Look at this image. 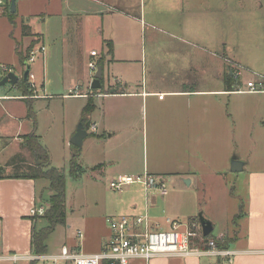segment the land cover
Returning a JSON list of instances; mask_svg holds the SVG:
<instances>
[{
  "label": "crops",
  "instance_id": "0c3cea01",
  "mask_svg": "<svg viewBox=\"0 0 264 264\" xmlns=\"http://www.w3.org/2000/svg\"><path fill=\"white\" fill-rule=\"evenodd\" d=\"M65 2L68 3V0ZM71 4L69 7L75 8L78 15L85 13L86 18L91 19L92 27L100 36L102 50L98 54L95 49H91L89 54L94 50L96 55L90 56L104 55L102 76L105 72L108 77L110 74L113 76V82L107 78V89L103 88V93L95 94L97 97L102 95V99L99 100V124L92 123L93 130L102 125L104 134L108 132L106 138H103V134H96L97 140L117 139L116 150L104 152V158L108 161L121 156L127 158L123 161L124 167L112 171L111 178L129 174L126 170H135L130 162L133 160L135 141L132 131L147 130L146 114L152 127L157 128L151 130L152 141L163 149L167 157L164 161L154 162L152 166L145 162L141 169L136 168L135 173L146 171L165 179L170 175L173 181L179 175L191 185L203 176L220 177L218 168L225 164H228L230 171L231 152H234L231 145L236 135L232 130H242L247 124L241 120L240 97L264 93L240 89L237 82L243 70L241 62L247 64L249 59L240 58V43H243L240 32L244 33L243 39L247 41V44H243H250L251 48L256 41V25L260 22L256 13L248 15V4L240 0H71ZM151 21L160 23L166 29L147 26ZM146 27L151 30L147 39ZM77 28L79 33L76 34L80 35V31L83 32L82 21L77 23L75 30ZM32 35H37L38 42L35 45L44 46L42 34L30 32L29 37ZM106 40L112 42L111 55L106 54ZM28 45L29 42L24 45V49ZM15 50L17 55L21 52L18 46ZM138 54L142 55L141 59H138ZM227 61L237 65L240 72L236 78L228 72L231 87L227 86L229 81L225 75ZM18 62L17 69L15 56L12 62L3 65L21 75L24 65L20 60ZM82 83L81 76H70L68 90L82 86ZM8 85L11 92L0 95V109L8 119L17 122L18 130L26 131L11 135L0 133V141L6 142L7 146L12 145V151L20 153L29 164L33 158L21 144L22 136L33 129L31 119L26 117L27 102L48 99L50 95L39 94L36 90V96L26 100V96L19 94L15 85ZM40 85L43 87L44 82ZM81 94L90 93L78 91L66 95L87 98ZM242 104H245L244 100ZM243 108L247 112L246 107ZM141 109L145 111V116L139 123L135 116ZM23 120L30 124L26 126ZM4 121L0 116V125ZM117 130L125 131L117 136ZM13 156L8 153L2 157L0 167L12 169L7 164ZM244 167L245 163L242 170ZM9 173H3L0 177L1 259L14 253L30 252L32 227L39 223L42 225L41 219L35 220L29 213L32 207L43 204L38 191L39 178L6 176ZM43 187L47 188L45 185ZM124 189L117 192L122 193ZM138 192L131 193L128 201L114 215L147 213L153 228L161 226L160 221L150 217L152 210L157 207V196H150L152 194L145 193L143 188ZM164 196L166 194L160 195ZM243 214H246L245 230L243 224L229 231H220L216 236L211 235V231L208 237L221 240L223 238L219 237L224 235L226 240L222 241L227 242V247L234 251L230 259L211 255L159 256L151 259L149 264H264V161L263 167L247 175L246 210ZM168 220L175 219L166 218L165 222L169 225ZM190 220L187 227L200 231L197 217L193 216ZM109 236L110 230L105 238ZM104 241L95 251L87 253L98 251ZM68 246L73 247L72 244Z\"/></svg>",
  "mask_w": 264,
  "mask_h": 264
},
{
  "label": "rangeland",
  "instance_id": "374dc122",
  "mask_svg": "<svg viewBox=\"0 0 264 264\" xmlns=\"http://www.w3.org/2000/svg\"><path fill=\"white\" fill-rule=\"evenodd\" d=\"M65 1L16 0L13 22L7 17L6 11L8 10L0 8V73H4L1 66L12 62L14 56L16 59L15 69H17L19 56L15 50L16 46L21 49L20 54L25 57V62L30 51L40 46L39 44L35 45L38 42L37 35L29 37L30 32L42 34L44 55L42 56V53L35 54L34 61L30 63L31 71L35 77L29 80V92L25 96L26 100H31L36 96V90L39 94L50 95L48 99L30 102L36 120L35 133L40 136V142L48 150L49 165L62 171L65 175V223L57 225L49 233L46 245L49 252L56 251L63 243L77 245L82 251L88 252L95 251L98 245L107 239L105 237L109 232V226L106 217L118 213L121 205L128 201L130 194H139L138 190H142V188L141 185L135 183L127 186L122 193H118L108 186L113 175L112 171L124 167L123 161L127 158L125 156L117 159L111 158L113 162L104 158V152L116 150L117 139L114 137L108 141L97 140L96 134H103V138H106L108 132L104 134L102 125L96 126V130L91 129L93 122L99 124L97 118L100 114L99 100L102 99V95L95 96L93 99L95 109L89 113L86 119L88 125L86 131L90 135L83 139L82 145L79 147L80 176L78 179H74L69 174V159L74 150L70 138L81 121V112L87 98L66 94H74L78 91L93 93L90 84L95 71L89 68L88 63L90 61L96 63L100 55L91 57L89 51L95 49L100 54L102 45L100 36L92 27L91 19L88 20L85 13H81L80 17L75 8L69 7L72 5L71 0H68V3ZM240 1L248 4V15L256 13L257 19L260 21L256 25L257 31L254 35L256 41L252 43L251 48H249L250 44L246 46L243 44H247V41L243 39L244 33L240 32L243 43H240L242 47L239 50V55L240 58L247 57L249 59L247 64L241 62L243 70H241V78L237 82L241 85H239L240 89L245 90L246 82L249 79L257 78L264 81V0ZM240 13L242 15V9ZM148 15L151 16V13L148 12ZM79 21H82L83 26V32L80 31V35L76 34L79 33V29L75 30ZM160 25L153 21L147 24V26L166 29ZM149 29L150 27L145 29V39L150 34L151 30ZM28 42L29 45L24 49V45ZM141 56L138 54V59H141ZM227 63L225 75L227 76L229 72L236 78L239 67L229 61ZM70 76H81L82 86L68 90L67 81ZM107 78L108 81H112L113 76L110 74L108 77L106 72L102 76L101 80L105 90L107 89ZM142 79H144V75ZM42 81L44 82L43 87L40 85ZM29 83H34L35 86ZM17 91L22 94L19 89ZM10 92L8 84L0 86V95ZM240 98L241 120L247 124L243 126L242 130H232L236 135L232 140L231 146L234 152H231V155L245 163L244 170L230 172L228 164H225L218 168L220 177L204 178L203 176L191 185L182 180L179 175L175 177L176 181H173L170 175L166 176V196L160 197L155 192H148L152 194L150 196H157V207L152 210L154 216L152 213L150 214L152 220L161 222V226H156L155 229L168 230L170 224L168 225L165 219L172 218L180 224L179 229L184 230L190 224L191 217H197L198 222L199 214L211 222L213 226L211 235L213 236L218 235L220 231H229L244 224L247 175L250 171L263 167L264 161V93L243 95ZM242 100L245 101L244 105ZM243 106L246 107L247 112ZM144 112L141 109L136 113L135 120L138 119L139 123L144 120ZM148 113H150L149 110ZM0 116L5 120L0 125V133L3 135L26 131L18 130L17 122L12 118L8 119L2 110ZM23 121L28 126L29 122ZM146 121L147 130L132 131L135 141L132 150L133 160L130 162L135 170L132 172L126 170L129 175L142 173L143 171L139 173H135V171L136 168L141 169L145 162L152 166L154 162L164 161L167 157L163 149L158 148L152 141L151 130H157V128L152 127L147 114ZM114 128L117 129L115 126ZM124 131L117 130L115 134L121 136ZM5 143L0 141V160L8 153L15 156L19 154L15 153V150L12 151V145L7 146ZM114 162L119 164L115 165ZM11 170L10 168V170L1 169L0 171L5 174ZM38 184L40 185L38 191L41 195V202L46 206L51 193L48 188V180L39 178ZM44 185L47 188H44ZM162 199H165V202H162ZM235 221L236 224H234ZM40 225L39 223L37 226ZM77 230L82 233L81 237L76 234ZM219 238L226 240L224 235ZM214 240L216 241V239ZM0 264H29V261L26 259L15 261L0 259Z\"/></svg>",
  "mask_w": 264,
  "mask_h": 264
},
{
  "label": "built area",
  "instance_id": "2783aa9c",
  "mask_svg": "<svg viewBox=\"0 0 264 264\" xmlns=\"http://www.w3.org/2000/svg\"><path fill=\"white\" fill-rule=\"evenodd\" d=\"M9 2L10 0H0V8L5 9ZM37 53H42L43 56L44 46L32 49L26 63L33 62ZM90 54L96 55V52L92 50ZM88 66L93 71L97 67L96 63L92 61L88 63ZM1 68L5 73L11 71L6 66H1ZM239 74L238 71L236 75ZM34 77V73L29 69L27 81L29 82ZM29 84L34 85V83ZM246 87V90L251 92L264 91V81L248 80ZM81 95L87 97L90 94ZM159 97L161 96L159 95ZM135 183L141 185L145 193L151 191L159 195L167 194L165 178L146 171L135 175H118L109 180L108 186L112 190L122 191ZM45 208V205L41 204L32 207L29 213L31 216H41L44 214ZM106 222L109 226L110 236L96 252L87 253L77 246L71 247L64 243L52 253H36L34 251L25 254L14 253L6 256L5 259L13 261L26 259L36 264H149L151 259L159 256L211 255L230 259L234 254V251L228 247L218 246L214 239H207L202 245L196 243V241L202 240L201 231H195L189 227L180 230V224L175 220H168L170 224L168 230L153 228L147 213L110 215L106 217ZM76 234L79 237L82 236L80 230H77Z\"/></svg>",
  "mask_w": 264,
  "mask_h": 264
},
{
  "label": "trees",
  "instance_id": "16d2710c",
  "mask_svg": "<svg viewBox=\"0 0 264 264\" xmlns=\"http://www.w3.org/2000/svg\"><path fill=\"white\" fill-rule=\"evenodd\" d=\"M8 7L9 6L5 7V9L8 10L6 11L7 17L11 22H13L15 13H10ZM105 43L107 47L106 54L111 55L112 42L110 40H106ZM18 56L21 63L25 62V57H23L20 53H18ZM104 57V55L100 56L96 61V65L103 66ZM226 78L228 79V81L231 79L229 75H227ZM100 83V89H91L93 93H90V95L87 96V102L81 112V121L83 122L85 129H87L88 127L86 119L89 113H91V111L95 108L93 102V94L103 93L102 80L100 81ZM227 86L231 87L230 81L229 83H227ZM15 87L19 89V91L24 96L29 92L27 80L19 79L15 83ZM26 117L31 119L33 129L32 131L22 136L21 144L30 152L33 161L29 164L26 163L25 160L22 159V155L20 153L16 156H13L7 164L12 166V170L6 176L31 179L45 178L48 180V188L51 193L48 196V202L45 206L46 208L44 214L41 216H33V219L35 220L41 219L42 225H40L39 227L33 226L31 230V250L36 253H46L48 250L46 245L47 236L57 225L65 223V175L62 171L49 165L48 151L46 147L40 143L39 136L34 131L36 127V120L30 102H27ZM73 147L74 150L72 151L71 157L69 159V174L72 178L78 179L81 169L77 160L79 157L80 149L76 146ZM1 169L3 168L0 167V170ZM3 173L4 172L0 171V177L4 175ZM209 235H202V240H199L198 244L202 245L205 241H207ZM215 242L218 246L227 247V242L222 241V239L216 240ZM29 264L36 263L30 261Z\"/></svg>",
  "mask_w": 264,
  "mask_h": 264
},
{
  "label": "water",
  "instance_id": "95a60500",
  "mask_svg": "<svg viewBox=\"0 0 264 264\" xmlns=\"http://www.w3.org/2000/svg\"><path fill=\"white\" fill-rule=\"evenodd\" d=\"M16 0H10L9 2V12L10 13H15L16 11V5H15ZM24 65V69L23 72L21 73V75L16 74L13 71H8L7 73L1 75L0 77V86L3 84H10L12 86L15 85V83L19 80H27L28 78V72L30 69V65L26 62H23ZM102 66L97 65L95 73L93 75V79L92 82L90 84L91 89H100L101 87V83H100V79L102 77ZM111 93H114V90L110 91ZM87 131L85 129V126L83 124L82 121L79 122L76 131L74 132V134L72 135V137L70 138V143L73 146L76 147H81L83 139L85 137H87ZM244 166V162L239 160L237 157L233 156L230 159V171L233 172H237V171H241L243 169ZM198 223H199V228L201 231V234L203 236H207L210 234V232L212 231V224L209 220L205 219L201 214L198 215Z\"/></svg>",
  "mask_w": 264,
  "mask_h": 264
}]
</instances>
